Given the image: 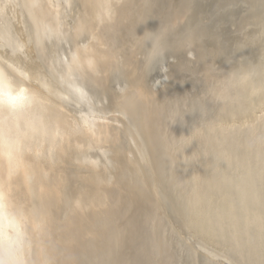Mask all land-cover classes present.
I'll return each instance as SVG.
<instances>
[{
    "label": "bare ground",
    "instance_id": "6f19581e",
    "mask_svg": "<svg viewBox=\"0 0 264 264\" xmlns=\"http://www.w3.org/2000/svg\"><path fill=\"white\" fill-rule=\"evenodd\" d=\"M101 2L0 0V264H264V0Z\"/></svg>",
    "mask_w": 264,
    "mask_h": 264
},
{
    "label": "clouds",
    "instance_id": "9594fccd",
    "mask_svg": "<svg viewBox=\"0 0 264 264\" xmlns=\"http://www.w3.org/2000/svg\"><path fill=\"white\" fill-rule=\"evenodd\" d=\"M123 4H124V0H103V2L99 4V9L97 12L98 22L101 25H104L105 23H109V24L112 23L118 14V9L122 7ZM5 7H7V5H5ZM92 62L93 64L95 63V61ZM0 75H2V73H0ZM4 81L8 85L7 78H5ZM9 88L12 95H17L18 93L22 92L25 96V99L22 103L27 102V97L29 94L27 87H20V88L9 87ZM19 105L12 106L7 102H0V113H3L5 116H10L17 111Z\"/></svg>",
    "mask_w": 264,
    "mask_h": 264
},
{
    "label": "snow or ice",
    "instance_id": "6c2138e0",
    "mask_svg": "<svg viewBox=\"0 0 264 264\" xmlns=\"http://www.w3.org/2000/svg\"><path fill=\"white\" fill-rule=\"evenodd\" d=\"M74 62H79V56L75 55L73 56ZM93 62L91 59L88 60V66L92 67ZM25 99L24 94L18 93L17 95H12L9 86L6 84V82L3 79H0V102H7L8 104L12 106H16L21 104Z\"/></svg>",
    "mask_w": 264,
    "mask_h": 264
}]
</instances>
